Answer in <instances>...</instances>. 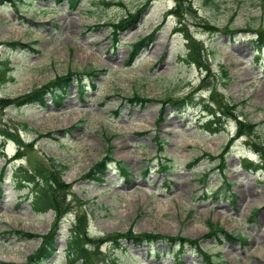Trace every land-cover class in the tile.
I'll list each match as a JSON object with an SVG mask.
<instances>
[{"label":"rangeland","instance_id":"1","mask_svg":"<svg viewBox=\"0 0 264 264\" xmlns=\"http://www.w3.org/2000/svg\"><path fill=\"white\" fill-rule=\"evenodd\" d=\"M183 1L0 5V98H16L68 70L82 73L60 99L0 107L6 154L0 159V264L25 263L39 236L53 228L54 212L34 213L27 190L11 179L16 166L36 173L51 158L68 167L62 179L71 186L70 212L58 224L56 252L46 264H66L65 240L82 214L92 238L129 228L179 235L198 240L215 260L264 264V169L241 166L244 158L260 163L252 146H264V49L252 45L255 29H264V0ZM137 11L136 22L122 29L118 22ZM191 45L201 65L188 55ZM88 70L95 74H83ZM134 93L152 102L130 101ZM191 93L185 108L169 102ZM206 101L223 123L216 133L205 130L209 117L196 105ZM238 121L254 127L233 139ZM16 138L26 145L18 148ZM17 149L22 158L4 167ZM108 154L124 163L129 177L111 167L99 180L85 178ZM166 163L173 168L160 171ZM209 222L233 237L209 235ZM85 246L90 264L203 263L189 244L178 256L164 241L153 248L111 241Z\"/></svg>","mask_w":264,"mask_h":264},{"label":"trees","instance_id":"2","mask_svg":"<svg viewBox=\"0 0 264 264\" xmlns=\"http://www.w3.org/2000/svg\"><path fill=\"white\" fill-rule=\"evenodd\" d=\"M22 0H0V5L4 3H9L10 5H15L16 2ZM62 1V0H60ZM70 2L72 7H76L80 0H67ZM206 2H210L211 0H205ZM184 3V1L182 0ZM182 3V5H183ZM177 14L175 11H170ZM140 13L137 11L136 13H130L126 15L123 19L118 22L120 26L125 24L127 29L133 22H136ZM118 24L111 25L112 28H116ZM207 27V26H206ZM207 30H217L212 26L207 27ZM255 38L252 40V45L256 52H261L264 49V29H255ZM231 33H235L232 31ZM145 39V38H144ZM142 39V41L144 40ZM141 42V41H140ZM138 42V45L140 44ZM19 44V42H10L8 45ZM137 43L134 44V47ZM193 46L189 47L188 55L192 59V54L195 57L193 62L201 65L199 63L200 59L193 51ZM83 74L94 75L95 70H88L83 72ZM82 75L80 72L68 70L63 75H55L51 80L44 83L39 87L32 88L29 92L19 95L16 98H0V107L5 108L10 105H15L16 107H22L29 104H45L50 96L52 99H60L67 91L70 84L77 80L79 76ZM83 87L79 85V94H83ZM195 92V91H194ZM191 94H187L181 98H171L169 102L179 106V108L187 107L188 100L191 98ZM169 97V96H167ZM130 101H134L136 103L146 104L152 102V99L142 97L137 93H134L133 97ZM201 105L202 112L204 113V118L209 117L204 120L203 125L205 126V130L216 133L222 128V121H220L219 116H217V111H214L210 105V102H198L196 103ZM164 111V110H163ZM219 113V112H218ZM163 115V112H161ZM254 125L250 122L246 123L245 121H238V129L233 136V139L242 136V132L240 130H253ZM5 136V135H4ZM8 139V136L6 137ZM16 142L18 144V148H21L24 144L21 140L16 138ZM4 143V142H3ZM3 143L0 145V159L5 158L6 154L3 149ZM253 152L258 156L259 162L258 164H252L246 158L242 160L241 166L247 170L257 171L259 169H264V146H252ZM23 156L20 155L19 150L17 149V153L6 160V167L10 162L21 159ZM172 163V162H170ZM166 163L161 164L159 166L160 171L167 172L173 168V164ZM115 168L119 173L122 174V177L127 179L129 177L128 169L124 165L122 161L114 160L110 154L103 157L100 161L95 163L92 168L85 174V178L99 180L107 170ZM68 169V167L61 162H58L56 159L50 160V166L48 169H37L36 173L32 172L28 168H25L23 165L16 166L12 170V183H14L20 190L26 189L27 199L29 200L30 208L34 213H45L47 211L54 212V223L53 228L47 234L39 236L40 244L37 249L33 250L27 257V260L23 264H46L51 256L56 252V232L58 229V224L62 222V218L70 212L69 204L67 201V192L70 189V185L67 184L62 176L64 172ZM230 185V184H229ZM211 227L209 229V235H214L216 232L223 234L226 238L233 237L234 234L227 233L224 231L218 224L209 222ZM87 227V219L82 214L76 217L75 222L71 225L69 229L68 237L65 240V249H64V260L66 264H75L78 261H82L85 264H90L88 259V254L86 252L87 244H98L103 243L105 241L114 242L115 245H119L122 242H127L136 246L146 245L150 248H153L159 242H166L169 245H172L177 248L175 255H179L183 250L186 244L191 245L196 251L201 254L202 264H228L227 262H223L221 260H215L209 255L206 251L201 250L197 246L198 240H192L185 237L177 236H165L161 234H156L152 232H141L135 233L131 228L122 232H115L111 234H104L100 237H90L88 233ZM20 234L21 237H24L27 240L32 239L34 236L32 234H27L22 231H16ZM235 237V236H234ZM95 241L97 243H95Z\"/></svg>","mask_w":264,"mask_h":264}]
</instances>
